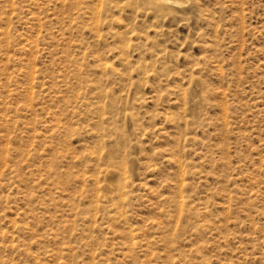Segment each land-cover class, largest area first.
<instances>
[{
	"label": "rangeland",
	"instance_id": "rangeland-1",
	"mask_svg": "<svg viewBox=\"0 0 264 264\" xmlns=\"http://www.w3.org/2000/svg\"><path fill=\"white\" fill-rule=\"evenodd\" d=\"M0 0V264H264V0Z\"/></svg>",
	"mask_w": 264,
	"mask_h": 264
},
{
	"label": "bare ground",
	"instance_id": "bare-ground-1",
	"mask_svg": "<svg viewBox=\"0 0 264 264\" xmlns=\"http://www.w3.org/2000/svg\"><path fill=\"white\" fill-rule=\"evenodd\" d=\"M163 1H165V2H171V3L175 2V1H173V0H162V2H163Z\"/></svg>",
	"mask_w": 264,
	"mask_h": 264
}]
</instances>
